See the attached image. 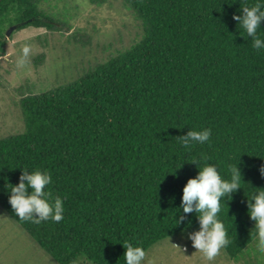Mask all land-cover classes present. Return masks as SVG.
<instances>
[{
	"label": "trees",
	"instance_id": "trees-1",
	"mask_svg": "<svg viewBox=\"0 0 264 264\" xmlns=\"http://www.w3.org/2000/svg\"><path fill=\"white\" fill-rule=\"evenodd\" d=\"M118 1L139 28L134 43L69 85L24 97L22 132L0 138V207L59 264L80 257L124 264L122 244L147 253L199 230L195 213L174 221L182 189L197 175L193 160L207 158L228 178L240 157L242 187L264 191V51L233 19L260 0ZM45 2L0 0V57L9 27L56 28ZM260 27L264 38V21ZM190 128H210V143L184 149L179 137ZM18 167L51 173L48 190L64 202L62 221L37 225L14 215L5 180L17 185ZM244 189L219 214L236 260L261 240Z\"/></svg>",
	"mask_w": 264,
	"mask_h": 264
},
{
	"label": "rangeland",
	"instance_id": "rangeland-1",
	"mask_svg": "<svg viewBox=\"0 0 264 264\" xmlns=\"http://www.w3.org/2000/svg\"><path fill=\"white\" fill-rule=\"evenodd\" d=\"M44 1L42 9L56 16V28L12 32L7 37V54L0 57V138L22 132L20 101L24 97L75 82L119 50L129 48L139 32L132 15L118 0L102 6L88 0ZM25 47L29 55L21 63ZM188 234L174 235L152 247L144 264H264L262 239L242 258H231L223 248L209 261L196 252ZM0 264L59 263L0 207ZM77 264L93 263L80 257Z\"/></svg>",
	"mask_w": 264,
	"mask_h": 264
},
{
	"label": "clouds",
	"instance_id": "clouds-1",
	"mask_svg": "<svg viewBox=\"0 0 264 264\" xmlns=\"http://www.w3.org/2000/svg\"><path fill=\"white\" fill-rule=\"evenodd\" d=\"M233 19L240 28L243 29L247 38L252 41V48L264 51V38L258 33L261 29V22L264 21V0L253 6L241 7L239 15H234ZM244 37V35H241ZM245 38V37H244ZM29 55V48L23 49L21 63ZM212 130L203 128L201 130H190L186 135L179 137L184 149L191 150L195 145L210 143ZM240 162V157H239ZM239 162L229 167L228 178L221 175L217 165L207 162V158L193 160L191 163L197 166V175L188 179L182 189L181 203L174 217L176 226L181 225L187 219V215L195 213L199 223V230L190 232L188 239L196 252H201L204 257L211 261L229 244L227 229L219 218L222 202L227 203L233 198V194L244 189L242 184V172L238 167ZM184 164V163H183ZM180 164L175 169L181 168ZM21 171L19 183L12 185L5 180L8 193V202L13 213L20 221L31 222L39 225L42 222L52 221L59 223L64 219V202L57 196L52 198L48 190L52 184V175L47 170H29L18 167ZM260 176L264 179V168L260 169ZM264 189V188H258ZM245 195L249 198L248 212L251 222L256 226L262 241H264V191L249 194L246 189ZM182 210V214H181ZM191 225V220L187 221V226ZM124 248V264H144L146 258L145 250L131 242L122 244ZM264 248V243L261 244Z\"/></svg>",
	"mask_w": 264,
	"mask_h": 264
},
{
	"label": "water",
	"instance_id": "water-1",
	"mask_svg": "<svg viewBox=\"0 0 264 264\" xmlns=\"http://www.w3.org/2000/svg\"><path fill=\"white\" fill-rule=\"evenodd\" d=\"M18 27H12L8 33H7V36H10L12 34V32H14Z\"/></svg>",
	"mask_w": 264,
	"mask_h": 264
}]
</instances>
